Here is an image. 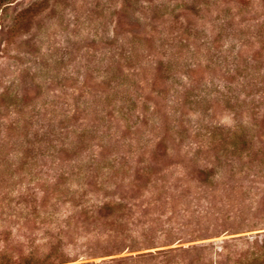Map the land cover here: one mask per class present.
Segmentation results:
<instances>
[{
    "label": "rangeland",
    "instance_id": "rangeland-1",
    "mask_svg": "<svg viewBox=\"0 0 264 264\" xmlns=\"http://www.w3.org/2000/svg\"><path fill=\"white\" fill-rule=\"evenodd\" d=\"M0 264H264V0L0 1Z\"/></svg>",
    "mask_w": 264,
    "mask_h": 264
},
{
    "label": "trees",
    "instance_id": "trees-1",
    "mask_svg": "<svg viewBox=\"0 0 264 264\" xmlns=\"http://www.w3.org/2000/svg\"><path fill=\"white\" fill-rule=\"evenodd\" d=\"M0 1H5V0H0Z\"/></svg>",
    "mask_w": 264,
    "mask_h": 264
}]
</instances>
